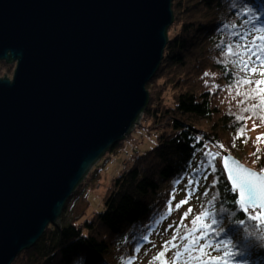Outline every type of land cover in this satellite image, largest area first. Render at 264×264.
<instances>
[{
  "label": "trees",
  "instance_id": "trees-1",
  "mask_svg": "<svg viewBox=\"0 0 264 264\" xmlns=\"http://www.w3.org/2000/svg\"><path fill=\"white\" fill-rule=\"evenodd\" d=\"M171 10L168 40L146 84L148 101L139 124L154 132L156 143L134 153L112 177L101 210L59 228L49 224L11 264H73L78 257H83V264H132L150 233L171 213L174 195L184 186L206 204L208 235L192 244L197 249L210 243L204 249L205 260L219 257L213 264H264V226L251 218L258 209L244 211L221 158H216L214 171L212 157L205 156V146L221 154L227 151L264 172V108L260 107L264 93L248 100L236 95L237 90L250 92L256 87L237 89L238 80L264 79L259 75L264 69L257 64V73L249 76L240 71L238 57L228 52L229 45L235 52L237 43H245L244 37L250 41L264 35V0H172ZM12 67L0 62V74ZM122 144L123 140L109 151ZM221 144L223 148L218 147ZM97 171L98 164L74 196Z\"/></svg>",
  "mask_w": 264,
  "mask_h": 264
},
{
  "label": "water",
  "instance_id": "water-1",
  "mask_svg": "<svg viewBox=\"0 0 264 264\" xmlns=\"http://www.w3.org/2000/svg\"><path fill=\"white\" fill-rule=\"evenodd\" d=\"M171 1L0 0V61L16 63L0 77V264L59 228L93 165L140 124Z\"/></svg>",
  "mask_w": 264,
  "mask_h": 264
},
{
  "label": "rangeland",
  "instance_id": "rangeland-1",
  "mask_svg": "<svg viewBox=\"0 0 264 264\" xmlns=\"http://www.w3.org/2000/svg\"><path fill=\"white\" fill-rule=\"evenodd\" d=\"M10 63L13 64L11 71H3L0 77H4L5 74V77L12 78L16 63ZM155 143L156 139L152 130H148L145 125L136 126L123 139V144L119 150L106 152L99 160L95 178L85 183L75 196L73 193L68 198L62 210L61 216L64 215V219L60 221L61 224L74 218L75 220L78 218V221L84 220L94 212L101 210L103 207L102 199L112 177L122 171L126 161L134 153H142ZM181 201L187 202L181 203ZM185 212H188V216L184 215ZM202 213H206V204L199 199L195 191L184 186L174 195L171 213L150 233L148 240L140 248L132 264H164V261H168L169 264H198L197 257L206 259V253L202 254L195 251L192 245L191 249L193 251L185 252L183 248V245L190 243L187 233L195 227L197 232L193 234L198 235L200 224L207 221L206 215H203L201 221L193 225L192 221ZM174 236L176 237L175 240H173ZM169 240L176 245L175 248L165 243ZM162 251L165 253L164 256L156 259ZM176 252H181V256L177 258L175 256Z\"/></svg>",
  "mask_w": 264,
  "mask_h": 264
},
{
  "label": "snow or ice",
  "instance_id": "snow-or-ice-1",
  "mask_svg": "<svg viewBox=\"0 0 264 264\" xmlns=\"http://www.w3.org/2000/svg\"><path fill=\"white\" fill-rule=\"evenodd\" d=\"M261 31H264L262 29ZM245 43H237L235 45L236 51L233 52V48L229 45L228 52L236 55L238 57L236 63L240 68L241 72L248 73L249 76L257 73V64H259L261 69H264V35L259 37H254L250 41L247 40V37L243 38ZM257 39L260 41L257 43ZM253 57L255 59H253ZM207 75V73L205 74ZM259 75L264 76V71H261ZM255 84L256 87L252 88L250 92H241L237 90V96H243L244 100H248L253 98L254 96H260V93H264V79H258L253 81L252 79L245 77L237 81V89H239L240 85H251ZM244 100H241L240 103H244ZM261 104L260 107L264 108V96H260ZM253 109L257 108V105L251 106ZM249 109L245 108L244 111L247 112ZM238 119H243V117H238ZM259 139V137H258ZM218 147L223 148L224 146L221 144ZM207 151L205 152L206 157H212V160L209 161L210 165H213V170L215 171V161L217 157H220L224 161V169L227 171L228 179L232 182L234 189H239L240 192V204L244 211H248V202H251L252 207H256L257 204L259 206V213L257 215H252L253 220L259 219L262 224H264V174H258L257 172L252 171L251 169H247L244 166H237V164L232 161V164L236 167L229 166V160L231 159L228 156H222L220 152H213L211 149H208L205 146ZM247 192V196L245 193ZM187 201H181V203H186ZM179 207V205H177ZM191 211V210H189ZM185 216H188V212H185ZM206 213H202L200 216H196L192 221L193 225H196L201 221V218ZM215 223V221H213ZM205 229H210L208 224L201 223L200 230L198 235H193V233L197 232V229L193 227L188 233V239L190 243H186L183 245L185 252L193 251L191 249L192 244H197L198 240L204 239L207 237L208 232ZM176 237H173L175 240ZM167 245H171L172 248H175L176 245L172 243L171 240L165 242ZM210 243L200 244L195 251H199L202 254L204 253V249L206 247H210ZM219 247L220 245H216ZM164 252H160L156 259H160L164 256ZM227 255V253H226ZM175 256L178 258L181 256V252H176ZM199 264H213L214 261H218L219 257H210L207 260L202 257L196 258ZM164 264H169L168 261H164Z\"/></svg>",
  "mask_w": 264,
  "mask_h": 264
},
{
  "label": "clouds",
  "instance_id": "clouds-1",
  "mask_svg": "<svg viewBox=\"0 0 264 264\" xmlns=\"http://www.w3.org/2000/svg\"><path fill=\"white\" fill-rule=\"evenodd\" d=\"M73 264H83V257L75 258Z\"/></svg>",
  "mask_w": 264,
  "mask_h": 264
},
{
  "label": "bare ground",
  "instance_id": "bare-ground-1",
  "mask_svg": "<svg viewBox=\"0 0 264 264\" xmlns=\"http://www.w3.org/2000/svg\"><path fill=\"white\" fill-rule=\"evenodd\" d=\"M136 126H138V125H135L134 128H135ZM134 128H133V129H134ZM103 155H104V154H103ZM103 155L100 157V159L103 157ZM235 157H236V156H235ZM236 158H237V157H236ZM100 159H99V160H100ZM238 159H239V158H238ZM99 160H98L94 165H96V164L99 162ZM240 161H241V160H240ZM94 165H93V166H94Z\"/></svg>",
  "mask_w": 264,
  "mask_h": 264
}]
</instances>
